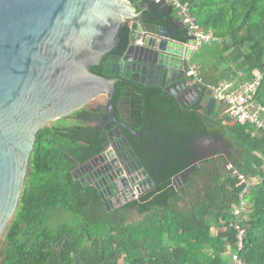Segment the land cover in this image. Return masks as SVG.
<instances>
[{"label": "trees", "instance_id": "1", "mask_svg": "<svg viewBox=\"0 0 264 264\" xmlns=\"http://www.w3.org/2000/svg\"><path fill=\"white\" fill-rule=\"evenodd\" d=\"M181 1L190 3L202 32L218 39L193 58L201 67L200 99L184 108L162 89L129 80L117 83L114 97L115 105L145 91L147 98L169 103L171 124L157 130L170 150L160 187L109 210L96 189L74 181L73 163L85 160L77 154L86 145L80 133H54L57 129L48 127L37 136L19 206L0 242V264H236L234 256L243 264H264V183L251 190L243 215L234 214L244 189L238 188V176L264 177V132L224 123L231 119L217 104L207 114L209 85L250 82L259 73L256 101L264 105V0ZM176 16L171 6L155 2L143 14L161 27L173 26L172 38L187 44L189 31L179 28ZM119 39L113 54L122 56L130 45L129 22L122 24ZM108 60L107 55L92 72L110 78ZM201 139H212L228 152L216 148L201 159L196 149ZM134 209L142 215L136 223L131 222ZM236 224L245 231L241 247ZM214 228H220L217 235Z\"/></svg>", "mask_w": 264, "mask_h": 264}, {"label": "water", "instance_id": "2", "mask_svg": "<svg viewBox=\"0 0 264 264\" xmlns=\"http://www.w3.org/2000/svg\"><path fill=\"white\" fill-rule=\"evenodd\" d=\"M137 1L0 0V242L19 206L41 131L98 99H106L113 116L116 85L135 73L136 64L166 79L167 91L183 93L182 100L195 101L203 93L178 70L188 66L194 51L172 38L173 26H144L140 17L148 5L134 6ZM127 21L130 45L124 55L111 56L106 65L111 78L93 73L118 47ZM151 53L173 54L162 75L151 74ZM215 107L211 97L207 114Z\"/></svg>", "mask_w": 264, "mask_h": 264}, {"label": "flooded vegetation", "instance_id": "3", "mask_svg": "<svg viewBox=\"0 0 264 264\" xmlns=\"http://www.w3.org/2000/svg\"><path fill=\"white\" fill-rule=\"evenodd\" d=\"M151 1L138 0L134 6L140 3L149 6ZM141 10L142 8H139L136 13L142 12ZM143 14L144 12L141 13L140 20L144 26L147 24V26L161 27L156 21L145 20ZM176 20L181 23L178 18ZM113 55L118 56L113 53L108 55V62ZM171 56L173 54L151 53L148 64L151 74L162 75L169 67L168 57ZM146 69L144 64H136L135 73L131 74L130 78L122 77L121 80H129L149 89H162L176 98L184 108L195 105L200 99L199 96V99L194 101L193 97H190V101H186L182 100L183 93L178 95L169 93L166 79L147 75ZM178 70L186 74L191 85L197 84L190 76L188 66ZM135 95L134 100L124 98L115 105L113 101V116H109L106 112V99L103 103L91 105L94 100L81 108L83 112L80 115L75 116L74 112L49 126L57 129L54 133H80V139L85 141L86 145L77 154L78 159L85 160L83 163H73L76 166L73 174H77L74 181L78 186H91L96 189L110 209L139 201L156 187H160L159 180L165 175V173L162 175L163 164L169 157L167 141L162 135L157 134V130L169 127L171 124L172 118L165 109L169 103L157 96L147 98L145 91L137 92ZM130 101L135 105V113L131 112L133 107ZM162 106L164 109L161 108ZM204 143L210 144L208 150H205ZM217 147L212 139H201L196 149L199 157L203 159L214 153ZM93 153L96 155L90 157Z\"/></svg>", "mask_w": 264, "mask_h": 264}, {"label": "built area", "instance_id": "4", "mask_svg": "<svg viewBox=\"0 0 264 264\" xmlns=\"http://www.w3.org/2000/svg\"><path fill=\"white\" fill-rule=\"evenodd\" d=\"M152 2L171 6L175 10L177 18L184 28L189 31L190 42L186 45H189L194 53L201 50L202 46L210 45L218 40L214 36L202 32L196 18L192 14L190 3H184L181 0H152ZM135 44L141 45V39H137ZM188 62L190 76L194 79L195 83L200 86L203 85L200 65L194 63L192 58H188ZM262 80L263 74L259 73L250 82L240 83L237 80H225L218 86L213 87L209 85L208 88L210 95L216 99V104L220 106L223 114L233 120L234 123L242 126L248 125L255 130L264 132V105L256 101V95L261 87ZM235 175L238 176L237 173ZM261 183H264V177L247 180L243 176H238V188H244L240 195L241 203L234 208V214L238 216V219L251 205V200L249 201L248 199L251 190ZM234 227L239 232L238 238L241 247L245 231L237 224ZM233 260L236 264H243L239 261L238 256H234Z\"/></svg>", "mask_w": 264, "mask_h": 264}, {"label": "rangeland", "instance_id": "5", "mask_svg": "<svg viewBox=\"0 0 264 264\" xmlns=\"http://www.w3.org/2000/svg\"><path fill=\"white\" fill-rule=\"evenodd\" d=\"M127 22H129V24H130V26H131V21H127ZM103 102H105V99H98V100L92 102L91 105H94V104H97V103H103ZM220 110H222V109L220 108ZM223 115H224V114H223ZM223 117L226 118L227 116L224 115ZM227 118H228V117H227ZM223 122H224V123H227V124H229V125H233V124H234L233 120H228V119H226V120L223 119ZM53 124H54V123H53ZM53 124H52V125H53ZM208 145H210V144L204 143V146L206 147L205 150H208V149H209V146H208ZM221 146H224V145H218L217 149H219V150H221V151L227 153L228 151L226 150V148H225V147H221ZM202 147H203V146H202ZM249 201H250V200H249ZM141 218H142V215H141V214L137 213L136 211H133L131 222H132V223H133V222L136 223L137 221L141 220ZM218 230H219V229L217 228V229L213 230V232L215 233V232L218 231Z\"/></svg>", "mask_w": 264, "mask_h": 264}, {"label": "crops", "instance_id": "6", "mask_svg": "<svg viewBox=\"0 0 264 264\" xmlns=\"http://www.w3.org/2000/svg\"><path fill=\"white\" fill-rule=\"evenodd\" d=\"M151 2H152V1H151ZM200 51H201V50H199L197 53H195V54H194V57H195V55L199 54ZM194 57H193V58H194ZM193 58H192V61H193ZM196 64H198V63H196ZM215 229H216V228H214L213 230H215ZM218 229H219V230L216 231L215 233L213 232V235H217V234L220 232V228H218Z\"/></svg>", "mask_w": 264, "mask_h": 264}]
</instances>
